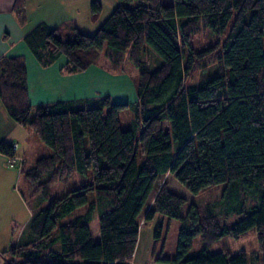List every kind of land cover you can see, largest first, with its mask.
I'll return each mask as SVG.
<instances>
[{
	"label": "trees",
	"instance_id": "trees-1",
	"mask_svg": "<svg viewBox=\"0 0 264 264\" xmlns=\"http://www.w3.org/2000/svg\"><path fill=\"white\" fill-rule=\"evenodd\" d=\"M27 1L14 4L22 25ZM120 1L127 3L93 34L74 21L54 27L43 21L24 42L43 65L66 56L63 70L70 73L97 65L118 73L131 61L139 68L133 102L105 95L95 105L62 100L33 106L25 58L0 57V97L8 114L51 149L24 168L25 178L44 199L56 182L72 184L33 212L18 243L1 251L4 264H132L143 211L146 222L158 214L181 221L175 254L161 262L264 264V0ZM101 10L93 0V21ZM205 31L212 41L195 47L193 37ZM146 45L162 58L155 69L145 61ZM103 50L108 68L99 64ZM210 66L215 69L208 73ZM198 71L204 76L193 82ZM130 106L134 125L124 129L121 112ZM0 151L16 155L5 141ZM45 173L49 177L40 181ZM167 174L195 196L225 186L217 201L194 199L183 214L188 198L170 189ZM154 190L153 205L144 210ZM242 191L258 195L259 203L248 207ZM90 192L96 197L76 214ZM233 199L241 204L238 219L227 223L224 210ZM96 213L98 240L90 228ZM250 231L258 244L252 257L246 248L209 251L226 234L238 239ZM196 236L201 247L191 252Z\"/></svg>",
	"mask_w": 264,
	"mask_h": 264
},
{
	"label": "rangeland",
	"instance_id": "rangeland-1",
	"mask_svg": "<svg viewBox=\"0 0 264 264\" xmlns=\"http://www.w3.org/2000/svg\"><path fill=\"white\" fill-rule=\"evenodd\" d=\"M46 1L47 0H43V2ZM52 1L55 2L56 0H52ZM52 1L49 0L51 6L49 7V9L55 11L59 16H62L61 11L58 10L53 5ZM92 1L93 0H58L59 2L58 5L62 6L61 7L62 10H65L64 8L66 6V8L69 11L71 10L75 11L76 19L73 21L77 24L79 30L87 34H93L97 31L100 25L107 19V17L111 14V12L115 9L117 5L121 3H127L120 0H99L102 5V10L97 20L93 21L90 18ZM162 1L164 4H171L173 3L174 0H162ZM211 36L213 35L209 34V31H205L204 33L195 35L193 37L194 46L199 48L200 47L204 48L212 41L210 39L212 38ZM144 58L149 69H155L158 65L159 60L162 59L160 54L153 47L149 45H146ZM99 64H103V66L105 65L106 67L108 66V60L105 57V50L102 51V54L99 59ZM124 66H125L124 69L122 71H119L118 73H122V72L127 73L124 75V79H126V81L132 80V82L134 83L136 81L138 82L139 68L129 60L126 61ZM209 69H208L209 70L208 73H211L213 72V69H215V67L210 66ZM203 76L204 75L201 74L200 71H198L195 77L193 78V82H199ZM134 77L136 78V80ZM105 85L107 88L104 87ZM102 87L110 91L109 93L113 97V101H115L114 99H117V96L120 95L119 94V92H121L120 90H124L125 88L127 89L125 81L123 79L121 80L119 77L114 82L107 81L106 83H104V85H102ZM129 99H131V102H133L136 99V96L134 94L133 95L131 94V96H129ZM98 102L99 101L95 102L92 105H95ZM134 117H135V110L132 106L124 108L121 112L122 128L124 129L133 128ZM32 132L34 131L32 130ZM34 134H35L34 136H36L38 140L43 142L42 139L35 132ZM137 136L138 133L136 132L135 137ZM36 146L37 143L34 141L32 150H35ZM12 157L15 158L14 163L10 161V157L8 158V161L10 162L11 166L16 165L18 161L17 155H14ZM26 167H28V165ZM15 168L18 169L19 171V174L17 173V179L14 182L13 180L10 181V187L6 183L3 184V190H2L3 205H1L0 203V252L11 248L12 246L18 243L21 232L23 231V228L26 225V224L23 225L24 219L27 218L28 214H31L32 211L34 212L37 208L48 206L52 200H54L57 197L63 196L72 188L71 183L56 182L53 185L50 196L45 199L41 198L35 192V188H36L35 185L30 183V181H28L25 178L24 173L23 175L20 174L21 171L20 168L18 167V164L15 166ZM48 177L49 174L45 173L40 178V181H43ZM163 181H167L170 189L188 198V203L182 207L183 214L186 213L189 204L194 199L203 202L217 201L221 196L222 185L225 186V184H221V186L210 188L208 190H205L199 196H195L171 174H167L164 177ZM21 191L23 192V196L21 194ZM155 193L156 190H154L150 195L144 210L152 207ZM19 196L21 197V200ZM95 197H96L95 192H90L88 194V198H89L88 202L77 208L75 213L76 214L84 213L88 208L89 202ZM240 199L244 200L248 207L252 205H257L259 203V196L250 194L247 191L241 192ZM6 203H8L9 211L11 212L9 214L7 213V208H5ZM226 205L227 206L225 207L224 210L225 215L223 217V220L226 221L227 223H233L238 219L237 209L241 206V204L237 202L235 199H233L231 203H228ZM143 213L139 217V221L141 224L139 241H138V246L135 253L134 261L132 264H165L164 262H161L160 259L158 258L174 256L176 251V244L178 240V230L179 227L181 226V221L178 218H169L164 214H158L154 219L146 222L143 219ZM95 217L96 218L94 222L91 224L90 228L93 234V238L95 240H98L99 224L97 220L98 218L97 213ZM158 224L162 225L161 234L158 241V245L155 248V252L153 251L154 254H152L151 250L153 249V244L155 241V230ZM253 233H254L253 231H250L245 236H242L241 238L238 239L234 238L230 234H226L220 239H218L215 243H213L210 246L209 251L214 253L218 251L228 250L231 253H236L246 248L247 252L252 257L255 255L256 251L258 250V244ZM200 247H201L200 237L196 236L194 239V244L191 249V252H195L199 250ZM7 255L11 256L10 253H7Z\"/></svg>",
	"mask_w": 264,
	"mask_h": 264
},
{
	"label": "crops",
	"instance_id": "crops-1",
	"mask_svg": "<svg viewBox=\"0 0 264 264\" xmlns=\"http://www.w3.org/2000/svg\"><path fill=\"white\" fill-rule=\"evenodd\" d=\"M52 2L61 11L62 16L49 9L51 7L49 0L46 2H43V0H28L26 5L27 22L22 25L14 11L15 0H0V57L3 55H22L25 58L28 67L29 98L32 105L37 106L62 100H79L82 103L94 104L99 97L105 95H109L113 99L109 93L110 91L104 89L102 85L107 81L114 82L118 77L125 81L127 89L120 90V95L114 100L117 102H131V99H129L131 94H134L137 99V81L136 84L132 80L126 81L124 75L127 73L125 72L114 73L101 66H92L83 71L70 73L63 70V66L67 61L66 57L61 56L48 65H43L36 59L31 49L24 42L25 33L43 21L54 27L62 22L76 19L75 11H69L66 6L65 10H62V6L58 5V0ZM104 87L107 88L106 85ZM34 135L32 130L18 124L8 114L0 97V142L5 141L12 145L17 143L15 154L18 156V161L16 165L18 164L22 175L24 168L33 166L39 156L51 152L50 147ZM34 141L37 146L35 150H32ZM8 158L7 153L0 151L1 205H3V184L6 183L10 187V181L13 180L14 182L17 179V173L19 174L18 169L15 168L16 165L11 166ZM27 165L28 167H26ZM21 194L23 196L22 191ZM19 198L21 200L20 196ZM8 206V203H6L5 208H7L9 214L11 212ZM32 214L33 211L24 219L23 225L27 224ZM4 261L5 258L0 252V264H4Z\"/></svg>",
	"mask_w": 264,
	"mask_h": 264
},
{
	"label": "built area",
	"instance_id": "built-area-1",
	"mask_svg": "<svg viewBox=\"0 0 264 264\" xmlns=\"http://www.w3.org/2000/svg\"><path fill=\"white\" fill-rule=\"evenodd\" d=\"M14 147H15V148L17 147V143L14 144ZM10 161H11L12 163H14V162H15V158H14V157H10Z\"/></svg>",
	"mask_w": 264,
	"mask_h": 264
}]
</instances>
